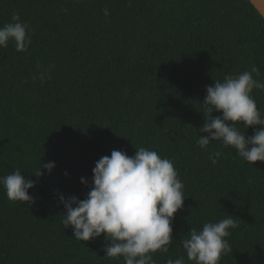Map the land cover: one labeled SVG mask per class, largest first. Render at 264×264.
I'll return each mask as SVG.
<instances>
[{
  "label": "trees",
  "instance_id": "16d2710c",
  "mask_svg": "<svg viewBox=\"0 0 264 264\" xmlns=\"http://www.w3.org/2000/svg\"><path fill=\"white\" fill-rule=\"evenodd\" d=\"M14 13L32 43L0 48V177L19 169L35 186L27 205L0 185V264H124L105 256L104 234L83 242L64 228L59 197L85 199L101 157L140 147L171 160L184 185L155 264H194L181 241L227 215L239 227L219 264H264V163L212 141L223 153L213 165L197 144L207 86L252 67L264 83V19L249 0H0V27ZM251 95L264 113V90Z\"/></svg>",
  "mask_w": 264,
  "mask_h": 264
},
{
  "label": "clouds",
  "instance_id": "9594fccd",
  "mask_svg": "<svg viewBox=\"0 0 264 264\" xmlns=\"http://www.w3.org/2000/svg\"><path fill=\"white\" fill-rule=\"evenodd\" d=\"M104 15H109L108 9H104ZM29 31V26L14 13L11 22L0 27V48L12 42L17 52H27L32 43ZM253 74L259 76V69L252 67L237 76L226 75L223 82L217 80L214 86L206 87L202 102L204 124L199 133L207 135L199 134L197 144L209 153L213 165L223 153L209 149L212 141L233 148L248 163H264V113L251 95L253 89L264 90V83L254 79ZM46 78L50 76L45 73L39 76L42 83ZM214 112L222 115L213 117ZM237 123L244 129L252 127L253 134L246 137L237 129ZM42 165L49 173L55 166L54 162ZM41 175L39 170L35 176ZM81 183L87 182L81 178ZM0 185L10 201L27 205L33 202L28 190L35 181L19 169L0 177ZM183 189L173 162L156 151L140 147L130 157L113 150L95 163L92 186L85 199L59 197L65 209L62 223L64 228L71 226L74 238L83 242L104 234V239L110 241L103 249L106 257L123 258L124 264H155L153 254H166L173 244L172 220L183 206ZM238 227L237 219L227 215L218 222L204 223L200 230L190 229L188 238L181 241L187 259L194 264H219L222 255L232 252L226 239L230 229ZM166 264H185V258H169Z\"/></svg>",
  "mask_w": 264,
  "mask_h": 264
},
{
  "label": "water",
  "instance_id": "95a60500",
  "mask_svg": "<svg viewBox=\"0 0 264 264\" xmlns=\"http://www.w3.org/2000/svg\"><path fill=\"white\" fill-rule=\"evenodd\" d=\"M249 2L264 19V0H249Z\"/></svg>",
  "mask_w": 264,
  "mask_h": 264
}]
</instances>
